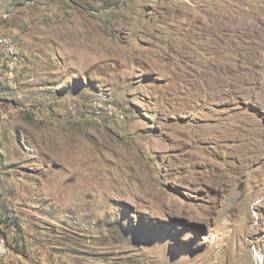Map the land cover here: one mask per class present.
Wrapping results in <instances>:
<instances>
[{
    "label": "rangeland",
    "instance_id": "374dc122",
    "mask_svg": "<svg viewBox=\"0 0 264 264\" xmlns=\"http://www.w3.org/2000/svg\"><path fill=\"white\" fill-rule=\"evenodd\" d=\"M0 15L3 264H264V0Z\"/></svg>",
    "mask_w": 264,
    "mask_h": 264
},
{
    "label": "built area",
    "instance_id": "2783aa9c",
    "mask_svg": "<svg viewBox=\"0 0 264 264\" xmlns=\"http://www.w3.org/2000/svg\"><path fill=\"white\" fill-rule=\"evenodd\" d=\"M3 16L4 19L7 18V15ZM20 54L18 42L12 35H0L1 65L7 69L6 74L10 78H17L19 76V70L23 68V60ZM4 233V228L0 225V264L6 262L10 255L8 239Z\"/></svg>",
    "mask_w": 264,
    "mask_h": 264
},
{
    "label": "trees",
    "instance_id": "16d2710c",
    "mask_svg": "<svg viewBox=\"0 0 264 264\" xmlns=\"http://www.w3.org/2000/svg\"><path fill=\"white\" fill-rule=\"evenodd\" d=\"M2 68H3V70H4V73L6 74V68L4 67V66H2ZM6 76L8 77V78H10L7 74H6ZM10 79H12V78H10ZM13 80V79H12ZM1 225V224H0ZM3 227V226H2ZM4 228V227H3ZM4 232H5V230H4ZM5 235H6V232L4 233ZM6 237H7V235H6ZM8 239V238H7ZM8 243H9V241H8ZM9 247H10V245H9Z\"/></svg>",
    "mask_w": 264,
    "mask_h": 264
},
{
    "label": "bare ground",
    "instance_id": "6f19581e",
    "mask_svg": "<svg viewBox=\"0 0 264 264\" xmlns=\"http://www.w3.org/2000/svg\"><path fill=\"white\" fill-rule=\"evenodd\" d=\"M258 134H259V135H263V130H260V131L258 132Z\"/></svg>",
    "mask_w": 264,
    "mask_h": 264
}]
</instances>
